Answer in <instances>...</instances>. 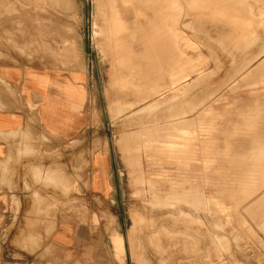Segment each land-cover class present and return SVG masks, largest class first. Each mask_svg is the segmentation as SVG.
I'll return each mask as SVG.
<instances>
[{"label":"rangeland","instance_id":"1","mask_svg":"<svg viewBox=\"0 0 264 264\" xmlns=\"http://www.w3.org/2000/svg\"><path fill=\"white\" fill-rule=\"evenodd\" d=\"M142 1L107 0L103 18L98 0H0V57L56 59L63 71L84 64L93 82V122L81 134L88 143H64L62 149L40 144L46 168L42 181L60 188L70 172L67 157L78 153L79 173L70 186L78 193L81 168L90 165L93 154L106 153L113 189L103 223L111 231L118 263L250 264L246 255L231 256L230 248L232 238L239 246L244 239L245 247L247 235L258 237L253 222L264 231L261 215L250 217L251 222L247 218L248 205L264 199V167L255 166L264 161V0H150L147 6ZM143 12L158 23L152 27L153 45H158L153 53L144 40L148 27L137 26ZM99 18L106 27L97 35ZM165 49L172 54L162 53ZM158 51L169 56L165 62ZM69 194L56 192L57 206L9 209L0 235V264H70L56 257L48 241L57 222L88 212L80 192L74 202ZM115 234L121 244L114 243ZM204 248L217 249L218 255H199ZM254 260L264 264V254Z\"/></svg>","mask_w":264,"mask_h":264},{"label":"crops","instance_id":"2","mask_svg":"<svg viewBox=\"0 0 264 264\" xmlns=\"http://www.w3.org/2000/svg\"><path fill=\"white\" fill-rule=\"evenodd\" d=\"M77 66L63 71L56 59L42 62L39 59L9 60L0 57V235L10 208L53 207L57 206L56 192L70 193L72 202L79 199L80 192L87 200L82 206L87 209V214L83 213L80 218L72 215L70 221L57 222L48 237L49 245L57 251L56 257L70 264H126L125 261L118 263L114 258L111 231L103 223L107 207L104 204L110 200L113 189L109 155L93 154L90 165L81 168L78 193L73 194L70 187L73 177L79 173L75 161L78 160V153L72 152L67 157L68 162L72 161L69 162L70 172L64 174L67 179L59 185L60 188H48L42 181L46 168L40 144L62 149L64 143H88V139L85 141L81 134L93 122L89 101L93 82L84 64L82 69L79 63ZM86 101L89 103L87 106ZM48 192L53 194L48 197ZM71 206L74 207L75 203ZM248 208V222H251L250 217L261 215L264 226V199L253 201ZM255 224L252 223L257 228L254 230L258 237L247 235L245 247L244 239L241 240L242 247L238 245V239L237 244L232 240L230 248L231 256L246 255L253 264L255 255L264 254V231L259 232L260 228ZM261 229L264 230V227ZM39 232L44 234L41 227ZM113 240L121 244L120 236L115 234ZM205 250L199 255H211L212 252L218 255L217 249H208L207 253Z\"/></svg>","mask_w":264,"mask_h":264},{"label":"bare ground","instance_id":"3","mask_svg":"<svg viewBox=\"0 0 264 264\" xmlns=\"http://www.w3.org/2000/svg\"><path fill=\"white\" fill-rule=\"evenodd\" d=\"M51 1H52V0H51ZM60 1H61V0H60ZM71 1H72V0H71ZM103 1H104V0H98L99 16H101V15L103 14V13H102V10H103V7H105V4H104V3H105L107 0H106L104 3H103ZM109 1H110V0H109ZM126 1H127V0H126ZM210 1H211V0H210ZM29 2H30V1H29ZM56 2H57V1H56ZM113 2H114V0H113ZM113 2H111V6H112V3H113ZM123 2H124V0H123ZM150 2H151L150 0H143V1L141 2V4H142L143 6H147V5L150 4ZM212 2H213V1H212ZM212 2H211V3H212ZM66 3H67V2H66ZM70 3H71V2H70ZM108 3H109V2H108ZM121 3H122V1H121ZM125 3H126V2H125ZM215 3H216V2H215ZM217 3H218V2H217ZM217 3H216V4H217ZM220 3H221V2H220ZM72 4H73V3H72ZM103 4H104V6H103ZM231 4H232V3H231ZM2 5H3V4H2ZM61 5H63V4H61ZM107 5H108V4H107ZM109 5H110V4H109ZM210 5H211V4H210ZM227 5H228V4H227ZM227 5H225V6L228 7ZM72 6H73V5H72ZM221 6H222V5H221ZM225 6H224V7H225ZM258 6H259V5H258ZM3 7H4V6H3ZM70 7H71V5H70ZM222 7H223V6H222ZM232 7H234V5H233ZM5 8H6V7H5ZM67 8H69V7H67ZM71 8H72V7H71ZM106 8H110V7H106ZM115 8H116V7H115ZM115 8L113 7V9H115ZM234 8H235V7H234ZM62 9H63V6H62ZM65 9H66V7H65ZM66 10H67V9H66ZM69 10H70V8H69ZM110 10H111V9H110ZM141 10H143V7H140V8H139V13H140ZM226 10H227V8H225V11H226ZM111 11H112V10H111ZM213 11H214V10H213ZM106 12H107V9H106ZM113 12H114V11H113ZM113 12H112V13H113ZM115 12H116V11H115ZM233 12H234V11H233ZM108 13H111V12L109 11ZM104 15H106V14H104ZM108 15H109V14H108ZM114 15H117V14H114ZM114 15H113V16H114ZM141 15H142L143 17H142L141 19H138V20H137V26H138V27H148V31L145 32L144 40H146V42H147V45H148V48H149L150 53H153V52L156 50V48H158V47H157L158 45H153V39L156 37V34H155V37H153V31H152L153 29H152V27H157V26H158V25H157L158 23L156 24V18H155V16H154L153 14H146V13L143 12V13H141ZM102 16H103V15H102ZM240 16H241V15H240ZM104 17H105V16H103V18H104ZM110 17H112V16H110ZM115 17H116V16H114V17H112V18H115ZM195 17H196V16H195ZM101 18H102V17H101ZM103 18H102V19H103ZM106 18H107V16H106ZM106 18H105V19H106ZM201 18H202V17H201ZM204 18H205V17H204ZM76 19H77V18H76ZM105 19H104V20H105ZM109 19H110V18H109ZM118 19H119V18H118ZM110 20H111V19H110ZM116 20H117V19H116ZM158 20H160V19H158ZM193 20H194V18H193ZM197 20H199V19H197ZM212 20H213V19H212ZM101 21H102V20H101ZM101 21H100V18H99L98 24H97V26H96L97 28L94 29V30H95L94 33L97 34V35H98V32L100 31V29L106 27V25H105L104 27L101 26ZM105 21H106V20H105ZM107 21H108V18H107ZM225 21H228V20H225ZM119 22H120V21H119ZM199 22H200V21H199ZM199 22H198V23H199ZM203 22H204V21H203ZM110 23H113V22L110 21ZM110 23H107V24H110ZM162 23H163V22H162ZM194 23H195V22H194ZM196 23H197V22H196ZM119 24H120V23H119ZM159 24L161 25V22H160ZM188 24H189V23H188ZM205 24H206V23H205ZM221 24H222V23H221ZM228 24H229V23H228ZM233 24H234V23H233ZM103 25H104V24H103ZM110 25H111V24H110ZM114 25H115V24H114ZM114 25L112 24L111 27L114 26ZM121 25H123V24H121ZM208 25H209V23H208ZM219 25H220V23H219ZM124 26H125V25H124ZM233 26H234V25H233ZM233 26H232V27H233ZM92 27H93V26H92ZM94 27H95V26H94ZM101 27H102V28H101ZM111 27H110V28H111ZM164 27H165V26H164ZM108 28H109V27H108ZM112 28H113V27H112ZM125 28H126V27H125ZM160 28H162V27H160ZM233 28H234V27H233ZM238 28H239V27H238ZM229 29H230V28H229ZM235 29H236V28H235ZM239 29H240V28H239ZM104 30H105V28H104ZM108 30H109V29H107V31H108ZM111 30H112V29H111ZM113 30H114V29H113ZM113 30H112V31H113ZM123 30H124V29H123ZM125 30H126V29H125ZM145 30H146V29H145ZM109 31H110V30H109ZM114 31H115V30H114ZM165 31H166V30H165ZM236 31H238V30H236ZM116 32H117V31H116ZM120 32H121V30H120ZM163 32H164V31H163ZM228 32H229V30H228ZM103 33H104V32H103ZM105 33H106V31H105ZM107 33L109 34V32H107ZM164 33H165V32H164ZM215 33H216V32H215ZM236 33H237V32H236ZM113 34H114V33L112 32V35H113ZM117 34H118V33H117ZM237 34H238V33H237ZM104 35H106V34H104ZM110 35H111V34H110ZM114 35H115V34H114ZM220 35H221V34H220ZM228 35H229V34H228ZM106 36H108V35H106ZM218 36H219V35H218ZM223 36H224V35H223ZM110 37H111V36H110ZM220 37H221V36H220ZM157 38H159V37H157ZM215 39H216V38H215ZM222 39H223V37H222ZM6 40H7V39H6ZM170 40H171V39H170ZM226 40H227V39H226ZM227 41H228V40H227ZM163 42H164V41H163ZM171 42H172V41H171ZM239 42H240V41H239ZM105 43H106V42H105ZM158 43H159V42H158ZM160 44H161V43H160ZM231 44H232V43H231ZM163 45H164V44H162V47H163ZM222 45H223V44H222ZM109 46H111V45L109 44ZM109 46H108V47H109ZM164 46H165V45H164ZM177 46H178V45H177ZM226 46H227V44H226ZM228 46H229V45H228ZM22 47H23V46H22ZM14 48H15V47H14ZM111 49H112V48H111ZM111 49H110V50H111ZM159 49H160V48H159ZM179 49H180V48H179ZM166 50H167V49H165V51H163L162 53L165 54V53H166ZM168 50H169V49H168ZM262 50H264V49H262ZM160 51H162V50H160ZM160 51H158V52H159L160 54H162ZM225 51H226V50H225ZM144 52H145V51H144ZM262 52H264V51H262ZM262 52H261V53H262ZM214 53H215V52H214ZM229 53H230V52H229ZM160 54H159V55H160ZM164 54H162V55H164ZM166 54L169 55L170 53H166ZM166 54H165V55H166ZM171 54H172V53H171ZM171 54H170V55H171ZM173 54H175V53H173ZM153 55H154V54H153ZM157 55H158V54H157ZM162 55H161V56H162ZM165 55L162 56V57H163V58H164V57H169L168 55H167V56H165ZM231 55H232V53H231ZM231 55H230V56H231ZM21 56H22V55H21ZM173 56H174V55H173ZM185 56H186V55H185ZM150 57H151V56H150ZM154 57H155V55H154ZM174 57H175V56H174ZM262 57H264V56H262ZM24 58H25V57H24ZM152 58H153V57H152ZM163 58L161 59V61L163 60ZM235 58H236V57H235ZM158 59H160V57H159ZM164 59H165V60H164L163 62L166 61V58H164ZM175 59H176V58H175ZM184 59H185V58H184ZM5 60H6V59H5ZM153 60H154V58H153ZM153 60H152V63H153ZM155 60H157L156 57H155ZM262 60H264V58H262ZM1 61H2V60H1ZM161 61H160V63H162ZM181 61H182V60H181ZM193 61H194V60H193ZM33 62H34V64L36 63L35 61H33ZM33 62H32V63H33ZM149 62H151V61H149ZM154 62H155V61H154ZM37 63H38V62H37ZM155 63H157V66H158L157 68H159L160 66L158 65V62L156 61ZM155 63H154V64H155ZM168 64H169V62H168ZM172 64H173V63H172ZM151 65H152V64H151ZM179 65H180V64H179ZM256 65H257V64H256ZM147 66H148V65H147ZM164 66H166V65H164ZM167 66H168V65H167ZM258 66H259V65H258ZM261 66H264V64H262ZM152 67H154V66H152ZM173 67H174V66H173ZM166 68H167V67H166ZM159 69H160V68H159ZM243 69H244V68H243ZM243 69H242V70H243ZM261 69H262V67H261ZM259 70H260V69H259ZM259 70H258V72H259ZM261 71H262V70H261ZM253 72H254V71H253ZM204 74H205V73H204ZM242 75H243V74H242ZM137 76H138V75H137ZM169 76H170V75H169ZM172 76H173V75H172ZM257 76H258V75H257ZM231 78H232V77H231ZM235 78H236V77H235ZM238 78H239V77H238ZM197 79H198V78H197ZM229 79H230V78H229ZM239 79H240V78H239ZM243 79H244V78H243ZM0 81H1V80H0ZM191 81H193V80H191ZM194 81H195V80H194ZM229 81H230V80H229ZM244 81H246V79H245ZM244 81H243V82H244ZM252 81H253V80H252ZM195 82H196V81H195ZM195 82H194V83H195ZM235 82H236V81H235ZM1 83H2V82H1ZM1 83H0V84H1ZM6 83H7V82H6ZM189 83H190V82H189ZM192 83H193V82H192ZM232 83H234V82H232ZM1 85H2V84H1ZM9 85H10V84H9ZM183 85H184V84H183ZM186 85H188V84H186ZM186 85H185V86H186ZM124 86H125V85H124ZM229 86H230V85H228V87H229ZM122 87H123V86H122ZM226 87H227V86H226ZM230 88H231V87H230ZM234 88H235V87H234ZM130 89H131V88H130ZM232 89H233V88H232ZM2 90H3V89H2ZM186 90H187V89H186ZM12 91H13V90H12ZM223 91H224V90H223ZM4 92H5V91H4ZM14 92H15V91H14ZM89 92H90V91H89ZM0 93H1V92H0ZM11 93H12V92H11ZM2 94H3V93H2ZM218 94H219V93H218ZM8 95H9V93H8ZM12 95H13V94H12ZM185 95H187V94H185ZM1 96H2V95H1ZM211 96H212V94H211ZM10 97H11V96H10ZM12 97H13V96H12ZM173 97H174V96H173ZM215 97H216V96H215ZM219 97H220V96H219ZM5 98H6V97H5ZM206 98H207V97H206ZM15 99H16V98H15ZM201 99H202V98H201ZM213 99H214V98H213ZM0 100H1V99H0ZM10 100H11V99H10ZM167 101H168V100H167ZM172 101H173V100H172ZM200 101H201V100H200ZM9 102H10V101H9ZM153 102H154V101H153ZM197 102H198V101H196V103H197ZM201 102H202V101H201ZM203 102H204V101H203ZM4 103H5V102H4ZM4 103H3V105H5ZM133 103H134V102H133ZM154 103H156V102H154ZM10 104H11V103H10ZM156 104H157V103H156ZM156 104H155V105H156ZM191 104H192V103H191ZM189 105H190V104H189ZM6 106H8V104H7ZM11 107H13V106H11ZM153 107H155V106H153ZM153 107H152V108H153ZM159 107H160V106H159ZM188 107H189V106H188ZM13 108H14V107H13ZM149 108H150V110H151V107H150V106H149ZM168 108H170V107H168ZM190 108H191V107H190ZM161 109H162V108H161ZM192 109H194V108H192ZM192 109H191V110H192ZM144 110H145V109H144ZM170 110H171V109H170ZM172 110H173V109H172ZM119 111H120V110H119ZM167 111H168V109H167ZM167 111H166V112H167ZM120 112H121V111H120ZM127 112H128V111H127ZM144 112H145V111H144ZM169 112H170V111H169ZM171 112H172V111H171ZM177 112H178V111H177ZM111 113H112V112H111ZM117 113H118V112H117ZM141 113H142V112H141ZM149 113H150V112H149ZM175 113H176V112H175ZM182 113H183V112H182ZM156 114H157V113H156ZM168 114H169V113H168ZM178 114H179V113H178ZM180 114H181V112H180ZM130 115H132V114H130ZM172 115H174V114H172ZM177 116H178V115H177ZM199 116H200V115H199ZM112 117H113V116H112ZM124 117H125V116H124ZM155 117H156V116H155ZM170 117H171V116H170ZM172 117H173V116H172ZM175 117H176V115H175ZM121 118H122V116H121ZM165 118H166V117H165ZM119 119H120V118H119ZM123 119H124V118H123ZM144 119H145V118H144ZM150 119H151V118H150ZM183 119H184V118H183ZM127 120H128V119H127ZM152 120H153V119H152ZM155 120H156V119H155ZM123 121H124V120H123ZM141 121H142V120H141ZM153 121H154V120H153ZM153 121H152V122H153ZM165 121H166V120H165ZM118 122H119V121H118ZM144 123H145V122H144ZM146 123H148V122H146ZM143 125H144V124H143ZM192 125H193V124H192ZM193 126H194V125H193ZM160 129H161V128H160ZM130 130H131V129H130ZM123 131H124V130H123ZM128 131H129V130H128ZM128 131H126V132H128ZM146 133H147V132H146ZM147 134H148V133H147ZM147 134H146V135H147ZM162 134H164V133H162ZM164 135H165V134H164ZM147 137H148V136H147ZM129 138H130V137H129ZM162 138H163V137H162ZM131 139H132V138H131ZM123 140H124V139H123ZM129 141H130V139H129ZM137 142H138V141H137ZM122 143H123V142H122ZM120 144H121V143H120ZM130 144H131V143H130ZM135 144H136V142H135ZM154 146H155V144H154ZM95 147H96V146H95ZM132 147H133V146H132ZM137 147H138V146H137ZM133 150H134V148H133ZM128 151H129V150H128ZM134 153H135V152H134ZM160 158H161V157H160ZM124 161H125V160H124ZM255 161H256V160H255ZM258 161H259V160H258ZM258 161L255 162V166H256V168H258L257 166H259V165L262 166V167H264V161H262V160L259 161V162H258ZM247 162H248V161H247ZM247 162H246V163H247ZM134 164H135V163H134ZM248 164H249V163H247V167H248ZM258 164H259V165H258ZM255 166H254V167H255ZM260 166H259V168H260ZM262 167H261L260 169H262ZM247 169H248V168H247ZM249 170H250V169H249ZM254 170H255V169H254ZM244 172H245V171H244ZM129 173H130V172H129ZM256 173H257V172H256ZM262 173H264V172H262ZM45 174H46V173H45ZM51 175H52V174H51ZM127 175H128V174H127ZM48 176H49V175H48ZM253 176H254V175H253ZM53 177H54V176H53ZM142 177H143V176H142ZM50 178H51V177H50ZM184 179H185V178H184ZM244 179H246L245 176H244ZM247 179H249V177H248ZM136 180H137V179H136ZM250 180H252V179H250ZM250 180H247V181H250ZM259 180H260V179H259ZM128 181H129V180H128ZM142 181H143V180H142ZM136 182H137V181H136ZM150 182H151V181H150ZM150 182H149V183H150ZM157 182H158V181H157ZM183 182H184V181H183ZM253 182H254V181H253ZM257 182H258V181H257ZM257 182H256V183H257ZM262 182H264V181H262ZM262 182H261V183H262ZM152 183H153V182H152ZM245 183H246V182H245ZM247 183H248V182H247ZM254 183H255V182H254ZM254 183H253V184H254ZM259 183H260V181H259ZM261 183H260V185H261ZM183 184H184V183H183ZM262 184H264V183H262ZM138 185H139V184H138ZM152 185H154V184H152ZM254 185H256V187H257V184H254ZM140 186H141V185H140ZM140 186H139V187H140ZM247 186H248V185H247ZM247 186H246V187H247ZM250 186H251V185H250ZM250 186H249V188H252V187H250ZM262 187H264V186H262ZM151 188H152V187H151ZM180 188H181V187H180ZM253 188H255V187H253ZM253 188H252V189H253ZM256 189H257V188H256ZM183 190H184V189H183ZM247 190H248V189H247ZM66 191H67V190H66ZM147 191H148V190H147ZM242 191L244 192L243 195L245 196V194L247 193L246 189H244V190H242ZM248 191H249V190H248ZM250 191H252V190L250 189ZM232 193H233V191H232ZM240 193H241V192H240ZM140 194H141V193H140ZM169 194H170V193H169ZM183 194H184V193H183ZM248 194H249V193H248ZM188 195H189V194H188ZM195 195H196V194H195ZM201 195H202V194H201ZM260 195H261V194H260ZM171 196H172V195H171ZM193 196H194V195H193ZM247 196H248V195H247ZM251 196H252V195H251ZM181 197H182V196H181ZM191 197H192V196H191ZM200 197H201V196H200ZM200 197H199V199H200ZM135 198H136V197H135ZM165 198H166V197H165ZM174 198H175V197H174ZM174 198H173V199H174ZM182 198H183V197H182ZM189 198H190V197H189ZM203 198H204V197H203ZM244 198H245V197H244ZM160 199H161V197H160ZM160 199H159V200H160ZM195 199H196V198H195ZM247 199H248V198H247ZM167 200H168V199H167ZM174 200H175V199H174ZM181 200H183V199H181ZM153 201H155V200H153ZM169 201H170V200H169ZM179 201H180V200H179ZM185 201H186V200H185ZM246 201H247V200H246ZM138 202H141V201H138ZM160 202H161V201H160ZM182 202H183V201H182ZM182 202H181V203H182ZM189 202H190V201H189ZM208 202H209V201H208ZM165 203H166V202H165ZM165 203H164V204H165ZM181 203H180V204H181ZM187 203H188V202H187ZM194 203H195V202H194ZM196 203H197V201H196ZM201 203H202V200H201ZM142 204H144V203H142ZM151 204H152V203H151ZM155 204H156V202H155ZM155 204H154V205H155ZM161 204H163V203H161ZM167 204H168V203H167ZM167 204H166V205H167ZM189 204H190V203H189ZM191 204H192V203H191ZM199 204H200V203H199ZM205 204H206V203H205ZM196 205H197V204H196ZM151 206H152V205H151ZM186 206H188V205H186ZM211 206H212V205H211ZM145 207H146V205H145ZM152 207H153V206H152ZM158 207H159V206H158ZM193 207H195V206H193ZM209 207H210V206H209ZM136 208H138V207H136ZM154 208H155V207H154ZM169 208H170V207H169ZM174 208H175V207H174ZM191 208H192V207H191ZM203 209H204V208H203ZM138 210H139V209H138ZM173 210H174V209H173ZM178 210H179V209H178ZM200 210H201V209H200ZM207 211H208V210H207ZM213 211H214V210H213ZM132 212H133V211H132ZM137 212H138V211H137ZM141 212H142V211H141ZM179 212H180V211H179ZM183 212H184V211H183ZM194 212H195V211H194ZM215 212H216V211H215ZM139 213H140V212H139ZM139 213H138V214H139ZM146 213H147V212H146ZM186 213H187V212H186ZM218 213H219V212H218ZM141 214H142V216H143L144 212L141 213ZM164 214H166V213H164ZM164 214H163V215H164ZM211 214H212V213H211ZM216 214H217V213H216ZM170 215H171V214H170ZM173 215H174V214H172V216H173ZM186 215H187V214H186ZM165 216H166V215H165ZM167 216H168V215H167ZM177 216H178V215H177ZM181 216L183 217V215H181ZM184 216H185V215H184ZM189 216H190V215H189ZM195 216H196V215H195ZM143 217H144V216H143ZM145 217H146V216H145ZM212 217H213V216H212ZM148 218H149V217H148ZM150 218H152V217H150ZM150 218H149V219H150ZM154 218H155V216H154ZM165 218H166V217H165ZM179 218H181V217H179ZM183 218H184V217H183ZM189 218H190V217H189ZM192 218H193V217H192ZM243 218H244V217H243ZM144 219H145V218H144ZM174 219H175V216H174ZM187 219H188V218H187ZM145 220H146V219H145ZM205 220H206V219H205ZM222 220H223V219H222ZM149 221H150V220H149ZM191 221H193V220H191ZM196 221H197V220H196ZM246 221H247V220H246ZM147 222H148V221H147ZM156 222H157V220H156ZM223 222H224V221H223ZM154 223H155V222H154ZM160 224H161V223H160ZM223 224H224V223H223ZM158 225H159V224H158ZM170 225H171V223H170ZM220 225H221V224H220ZM143 226H144V225H143ZM145 226H146V225H145ZM149 226H150V225H149ZM206 226H207V225H206ZM206 226H205V228H207ZM221 226H222V225H221ZM138 227H139V226H138ZM146 227H147V226H146ZM168 228H169V227H168ZM174 228H175V227H174ZM213 228H214V227H213ZM138 229H139V228H138ZM153 229H154V228H153ZM157 229H158V228H157ZM172 229H173V228H172ZM221 229H222V228H221ZM154 230H155V229H154ZM169 230H170V229H169ZM134 231H135V230H134ZM158 231H159V230H158ZM172 231H173V230H172ZM220 231H221V230H220ZM226 232H227V231H226ZM161 233H162V232H161ZM167 233H168V232H167ZM173 233H174V232H173ZM205 233H206V232H205ZM207 233H208V232H207ZM136 234H137V233H136ZM144 234H145V233H144ZM163 234H165V233H163ZM183 234H184V233H183ZM227 234H228V233H227ZM210 236H211V235H210ZM210 236H209V237H210ZM228 236H229V235H228ZM154 237H155V236H154ZM154 237H153V238H154ZM205 237H206V236H205ZM155 238H156V237H155ZM224 238H225V237H224ZM181 239H182V238H181ZM203 239H204V238H203ZM152 240H153V239H152ZM227 240H228V239H227ZM232 240H234V239H232ZM234 241H236V240H234ZM117 242H118V241H117ZM145 242H146V241H145ZM154 242H155V241H154ZM156 242H157V241H156ZM232 242H233V241H232ZM150 243H152V242H150ZM157 243H158V242H157ZM203 243H204V242H203ZM212 243H213V242H212ZM212 243H211V244H212ZM220 243H221V242H220ZM222 243H223V241H222ZM222 243H221V244H222ZM235 243H237V242H235ZM235 243H234V244H235ZM119 244H120V242H119ZM153 244H154V243H153ZM153 244H152V245H153ZM145 245H146V244H145ZM224 245H225V244H224ZM226 245H227V244H226ZM154 246H155V245H154ZM156 246H157V245H156ZM192 246H193V245H192ZM208 246H209V245H208ZM240 246H241V245H240ZM152 247H153V246H152ZM158 247H159V245H158ZM205 247H206V246H205ZM234 247H235V246H234ZM234 247H233V248H234ZM165 248H167V247H165ZM158 249H159V248H158ZM156 250H157V249H156ZM162 250H163V249H162ZM166 250H167V249H166ZM218 251H219V250H218ZM164 252H165V249H164ZM169 252H170V251H169ZM225 252H227V251H225ZM146 253H147V252H146ZM203 253H204V252H203ZM144 254H145V253H144ZM149 254H150V253H149ZM165 254H166V253H165ZM169 255H170V254H169ZM151 256H152V255H151ZM195 256H196V255H195ZM184 257H185V256H184ZM198 257H199V256H198ZM207 257H208V256H207ZM202 258H203V257H202ZM155 259H156V258H155ZM155 259H154V260H155ZM147 260H149V259H147ZM160 260H161V259H160ZM220 261H222V260H220ZM141 262H142V261H141ZM146 262H147V261H146ZM88 263H89V262H88ZM155 263H156V262H155ZM159 263H160V262H159ZM193 263H194V262H193Z\"/></svg>","mask_w":264,"mask_h":264}]
</instances>
